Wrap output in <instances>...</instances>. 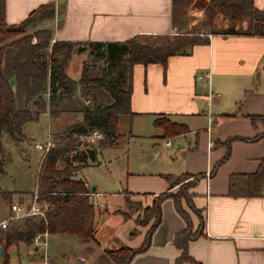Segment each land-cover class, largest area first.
I'll list each match as a JSON object with an SVG mask.
<instances>
[{"label":"crops","instance_id":"1","mask_svg":"<svg viewBox=\"0 0 264 264\" xmlns=\"http://www.w3.org/2000/svg\"><path fill=\"white\" fill-rule=\"evenodd\" d=\"M47 1L51 0H5V20L8 23L19 22L32 9ZM54 1L57 5L62 4L61 13L56 12L54 17L48 18L45 25L51 28L52 38L55 39L125 40L137 33L173 32L171 0ZM254 4L261 7L264 0H254ZM85 55L86 51L75 52L69 61L67 73L75 79L80 75ZM205 72H209L208 77H198L199 73ZM131 88L130 107L133 114L125 115L131 134L150 132L153 137L161 136L162 128L153 123L157 114H165L173 120L184 122L189 130L194 127L193 117H208V124L200 127L202 132L199 134L200 130H196L201 158L197 164L188 167L189 171L185 170L190 173L194 170L206 173L197 182L198 187L195 184L191 188L194 204L202 208L205 225L202 234L189 240V253L202 264H264V195L228 193L230 173L253 171L264 155V135L254 140L243 138L264 130V118L252 124L248 116L264 115V35L208 33V41L195 43L188 53L169 55L165 67L159 62L134 63ZM213 90L215 95L210 94ZM213 101L220 106L231 103H228L229 109H220L213 117L214 112L210 111ZM207 105H210L209 115ZM41 115H46L47 133L50 135L61 132L82 118L81 111H65L55 116H51L47 110L41 111L37 118L23 123L22 139L15 142L17 146L25 148L24 140H37L30 137L26 127L30 121H39ZM123 119L124 115H121L116 124V132ZM211 120L219 123V126L213 129ZM223 122L227 125L220 127ZM140 126L144 127L143 131ZM230 136L234 140L227 158L209 175L212 165L224 155L226 139ZM114 142L118 140L115 139ZM170 144L171 141L165 145ZM111 145L101 147L99 152ZM153 152L160 154L159 149ZM98 153L97 162L84 165L79 170L99 165ZM6 175L8 171L5 169L0 176V187L12 190L11 201H28L36 183L32 188L4 185ZM79 178L91 188L92 177L83 173ZM121 178L119 176V188L114 194L123 196V193L128 192L143 206L150 204L155 195L165 190L169 184L160 170L126 169ZM93 185L95 189L91 190L96 195H101L97 199L108 207L105 191L99 190L96 184ZM8 204L0 195V220L5 217ZM120 204L122 203L116 201L108 212H102L101 217H108L111 213L119 214V211L113 210ZM189 211L195 226L197 216ZM120 216L116 231L122 237L121 242L130 246L139 245L148 224L135 225L133 216L125 217L121 213ZM99 218L97 216V220ZM183 225L184 219L176 210L173 199L163 198L161 220L151 232L149 245L135 253L127 264H174V258L180 249L173 243V235ZM133 226H136V231L129 233ZM20 244L28 250L25 264H40L36 259L42 256L39 244L29 247L24 241L11 243L7 247L9 256L12 248ZM118 246L120 245H112ZM82 260L78 257L79 262ZM43 262L48 264L49 260L45 259ZM181 264L189 263L183 261Z\"/></svg>","mask_w":264,"mask_h":264},{"label":"trees","instance_id":"2","mask_svg":"<svg viewBox=\"0 0 264 264\" xmlns=\"http://www.w3.org/2000/svg\"><path fill=\"white\" fill-rule=\"evenodd\" d=\"M191 2L171 0V33H137L125 40L80 41L51 40L52 30L47 26L26 31V26L35 19L52 18L56 12L61 13V3L57 5L54 0L41 3L19 22L8 23L5 20V0H0V176L5 172L9 155L4 150L3 133L17 142L22 139L23 123L37 118L41 111L47 110L51 116L65 111L82 112L81 120L52 134L54 144L40 161L35 190L38 201L44 206V215L23 217L5 227L0 226V264H8V245L18 241L30 243L37 232L44 230L95 239L99 211L93 205L90 186L75 174L82 166L97 162L101 147L116 139L119 117L133 114L130 95L134 63L159 62L165 67L169 55L188 53L195 43L207 42L208 33L264 35V4L258 7L254 0H207L204 9L208 13V23L218 14L226 22L225 26L208 31L206 36L193 29L181 31L179 28L187 20V8ZM80 51H86V58L82 61L79 77L75 79L67 73V66L73 53ZM248 116L252 123L264 118L263 114ZM153 123L162 128L161 137L164 138L189 130L186 123L165 114L155 115ZM95 128L103 134L98 140L84 138ZM263 135L264 130L243 138L254 140ZM228 140L224 155L215 161L209 175L227 158ZM180 175L192 176L189 185L193 187L206 173H163L169 181L168 187L157 193L150 204L144 205L142 212L133 216L135 225L148 224L141 243L105 247L112 264H127L135 253L149 245L151 232L161 220V201L167 196L173 198L176 210L184 219V225L173 235V243L180 249L174 264L183 261L202 264L188 250L189 240L203 232L202 208L194 204L191 190L176 194L170 189L173 178ZM228 193L264 195V155L253 171L230 173ZM11 194L12 190L0 187V195L9 203ZM124 200L130 205L128 195ZM182 200L188 208L184 207ZM188 209L197 216L195 226ZM121 213L129 217V212ZM134 231L136 226L130 233Z\"/></svg>","mask_w":264,"mask_h":264},{"label":"rangeland","instance_id":"3","mask_svg":"<svg viewBox=\"0 0 264 264\" xmlns=\"http://www.w3.org/2000/svg\"><path fill=\"white\" fill-rule=\"evenodd\" d=\"M206 1L207 0H192L191 4L187 8V20L179 28L181 31L193 29L196 33L201 32L202 34H200L202 36H206L208 31L225 26L226 22L218 14L214 15L212 20H210L211 22L208 23V13L204 9ZM47 20L48 18L35 19L26 26V31L31 32L41 26H46L45 24ZM84 58H86V55ZM212 94H216L215 90H213ZM228 103L220 106L218 105L219 103L216 105L213 101L210 109L211 112H214L213 117L215 116V113L220 111V109H229L230 106ZM209 106L210 105H207L208 115L210 112ZM126 118L127 116L124 115V119L121 120L117 126V132L119 134L116 139L118 142H111V146L106 147L102 152L98 153L100 164L90 165L86 168L84 167L75 174L79 177L85 173L86 175L92 177V183L96 184L99 190L105 191V198L107 200L108 207L104 205L102 207L95 206V208L99 211L98 216L100 217L96 222L95 239L63 232L48 233L44 238L46 241L45 245L40 242L37 243L33 239L32 242L27 243V245L29 247H32L33 244L41 245L40 248L42 249V256L41 258H36L40 264H44L43 260L45 259L49 260L48 264H112V259L107 254L104 247H112V245L117 246L123 244L120 240L122 239L121 235L117 234L116 231L120 224V213L125 211L129 212L128 216H135L137 212H142L143 207V204L139 200L130 196L128 192L123 193V196L120 194H114V191L119 188V176L121 178L126 169L134 171L160 170L162 173L179 175L183 172H188V167L197 164L198 160L201 158L199 149L200 146H198L197 143L198 134L196 133V130H200V134L202 132L200 127L208 124L207 115L204 117H193L194 127L186 133L170 136L169 139L171 144L169 146L164 144L165 140L168 138L161 136L153 137L150 132L131 134ZM258 120L260 119H256L254 123ZM139 124L141 125V123ZM210 125L214 129V127L219 126V123H215V121L211 120ZM225 125L227 124L223 122V126L220 127H225ZM195 127H198V129ZM143 128L144 127L141 128L140 126L141 131H143ZM26 129L30 137H35L40 141L45 140L48 134L46 115H41L39 121H30ZM227 139H229L228 145L230 151L231 142L234 138L230 136ZM2 140L4 150L9 153L5 163V169L8 171V175H6L3 179L4 185H19L32 188L37 180V170L41 158L40 154L42 152L41 149H36L33 146V138H30L29 141H23V147L25 148L17 146L13 140L6 137L5 133L2 134ZM179 143H183V145H179ZM157 149L160 150L159 155H156L153 152V150ZM197 172L200 171H193V173ZM13 177H15V179H13ZM192 180V176L188 177L180 175L176 178L174 177V184L170 189L176 194H180V192L184 190L189 192L192 188L189 183ZM126 195L129 197L130 205H127L125 200H123ZM100 196L101 195L97 194L95 197L93 196V198L97 199L100 198ZM167 197L173 199L171 196ZM22 200L23 199H15L13 201ZM116 201L122 204H120L117 208H114L113 211H119L120 213H111L108 217H101L102 212H108L111 207L115 205ZM183 205L188 208V206L185 205V202ZM20 219L21 218L17 219V221ZM27 252L28 250L25 249L23 244L14 246L10 251L8 264H25L28 260ZM78 257H81L83 260L79 262ZM1 261L2 258L0 256V262Z\"/></svg>","mask_w":264,"mask_h":264},{"label":"built area","instance_id":"4","mask_svg":"<svg viewBox=\"0 0 264 264\" xmlns=\"http://www.w3.org/2000/svg\"><path fill=\"white\" fill-rule=\"evenodd\" d=\"M55 38H51V40H54ZM33 40H35V37H33ZM208 77L209 76V72H205V73H199L198 77ZM210 94H212V92H210ZM102 132L99 129H92L90 130L86 135L85 138L90 140V141H96L98 140L101 136H102ZM170 143V139H166L165 140V144L168 145ZM54 144V140L52 138V135L48 134L46 139L43 141L40 140H34L33 141V145L39 149H41L42 153L41 156L43 157L44 154L47 152V150L50 148V146H52ZM41 157V159H42ZM92 195L94 193V191L90 192ZM95 194V193H94ZM38 194L36 192V190H34L33 194L31 195L30 199L28 201H11L8 204V213L7 215L2 218L0 220V226L1 227H5L8 224H10L11 222H16L17 219L19 218H23V217H28V216H43L44 215V206L38 201L37 199ZM93 205L94 206H98V207H102L103 206V202L100 199H95L93 198ZM48 234V232L46 230L41 231V232H37L33 239L37 242V243H41V244H46V241L44 240V238L46 237V235Z\"/></svg>","mask_w":264,"mask_h":264},{"label":"water","instance_id":"5","mask_svg":"<svg viewBox=\"0 0 264 264\" xmlns=\"http://www.w3.org/2000/svg\"><path fill=\"white\" fill-rule=\"evenodd\" d=\"M91 189L94 190V189H95V186L92 185V186H91ZM1 250H2V245L0 244V253H1Z\"/></svg>","mask_w":264,"mask_h":264}]
</instances>
